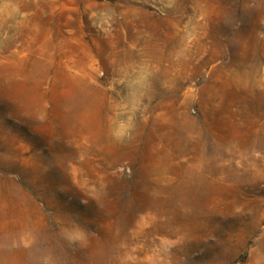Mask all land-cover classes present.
<instances>
[{"label": "rangeland", "instance_id": "1", "mask_svg": "<svg viewBox=\"0 0 264 264\" xmlns=\"http://www.w3.org/2000/svg\"><path fill=\"white\" fill-rule=\"evenodd\" d=\"M0 264H264V0H0Z\"/></svg>", "mask_w": 264, "mask_h": 264}]
</instances>
